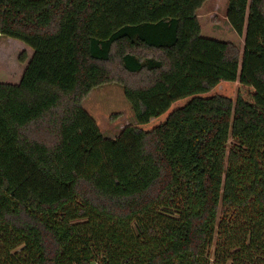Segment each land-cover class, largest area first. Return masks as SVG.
<instances>
[{"label":"trees","instance_id":"16d2710c","mask_svg":"<svg viewBox=\"0 0 264 264\" xmlns=\"http://www.w3.org/2000/svg\"><path fill=\"white\" fill-rule=\"evenodd\" d=\"M202 1L0 0L30 50L0 79V264H264V0H228L241 54ZM107 82L114 138L81 104Z\"/></svg>","mask_w":264,"mask_h":264},{"label":"rangeland","instance_id":"374dc122","mask_svg":"<svg viewBox=\"0 0 264 264\" xmlns=\"http://www.w3.org/2000/svg\"><path fill=\"white\" fill-rule=\"evenodd\" d=\"M228 0H203L195 9V14L203 36L233 43L241 54L243 34L237 35L226 18ZM26 44L4 35L0 36V79L15 82L22 72L20 54L25 55V62L30 50ZM27 46V45H26ZM6 55L2 56V52ZM84 109L95 120L101 134L106 138L116 137L121 129L135 121L129 102L123 94L121 84L107 82L93 87L81 102ZM92 264H98L96 262Z\"/></svg>","mask_w":264,"mask_h":264}]
</instances>
